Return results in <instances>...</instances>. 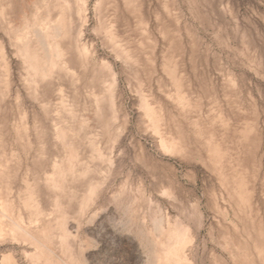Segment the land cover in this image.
I'll use <instances>...</instances> for the list:
<instances>
[{
  "label": "rangeland",
  "instance_id": "1",
  "mask_svg": "<svg viewBox=\"0 0 264 264\" xmlns=\"http://www.w3.org/2000/svg\"><path fill=\"white\" fill-rule=\"evenodd\" d=\"M0 264H264V0H0Z\"/></svg>",
  "mask_w": 264,
  "mask_h": 264
}]
</instances>
